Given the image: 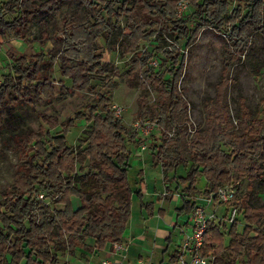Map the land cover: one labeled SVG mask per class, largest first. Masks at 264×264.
Masks as SVG:
<instances>
[{"label": "trees", "instance_id": "trees-1", "mask_svg": "<svg viewBox=\"0 0 264 264\" xmlns=\"http://www.w3.org/2000/svg\"><path fill=\"white\" fill-rule=\"evenodd\" d=\"M64 1L74 0L2 3L0 34L13 32L17 39L26 41L33 13L51 14ZM78 1L99 7L107 18L100 15L82 25L66 22L61 37L52 39L57 51L62 52L59 57L61 75L72 82L73 90L92 89L95 76L106 73L107 65L103 63L98 43L100 40L111 43L116 32L121 31L120 23L126 21V40L121 42L118 51L123 57L133 56L128 76L145 69L146 81L161 85L177 107L181 99L177 85L185 66L180 48L175 45L172 51L163 52L160 67L164 72L159 74L151 64L154 56L138 53L140 44L165 34L189 48L205 29L224 34L228 46L215 108L208 113L210 127L205 135L196 132L190 151L193 167L179 182L187 186L185 192L189 196H194L200 194L198 178L205 176L209 185L204 193L207 197L221 186L233 184L237 188L245 179L257 182L263 178L264 169L258 158L264 155L261 133L264 122L252 119L246 99L241 97V119L236 127L224 104L232 70L248 49L249 37H264L263 1L233 0L238 3L236 8H232L230 0ZM181 1L194 9L186 19L179 16ZM44 66V55L11 56V70L2 76L0 84V112L9 99L14 104L33 107L31 89L38 97L54 98L56 90L48 79L38 83ZM66 92L74 91L66 88ZM41 118L49 130L41 126L39 131L30 130L18 137L16 152L20 174L1 194L0 264H69L63 261L64 256H74L78 248L88 252L104 251L108 244L121 242L127 232L134 196L139 199L142 211L149 217L154 214L153 203L144 201L141 190L144 182L134 191L129 180L132 153L127 142H135L137 133L124 126L107 95L97 93L94 104L87 105L61 124L54 117L43 115ZM156 119L159 117L153 120ZM80 122L91 125L88 137L78 147H69L67 135ZM158 123L162 126L161 120ZM58 127L61 133L53 134L51 131ZM176 130L172 138L164 132L163 145L153 144L150 148L154 165L162 166L168 193L171 192L169 174L184 165L179 148L188 132L186 127ZM171 146L176 149L175 157L167 151ZM40 187L47 191V197L56 208L39 199ZM72 197L80 199L78 209L73 208ZM238 201L246 223L243 231H237L239 223L227 231L211 223L205 235V252L213 253V264H264V206L253 207L248 193ZM181 202L182 206L176 210L178 216L189 214L197 207L196 202L185 197ZM225 234L230 236L227 246H224ZM173 235L172 232L166 239L164 254L173 243ZM88 239L95 241L94 247L87 244ZM175 256L176 251L170 255V260Z\"/></svg>", "mask_w": 264, "mask_h": 264}, {"label": "rangeland", "instance_id": "rangeland-1", "mask_svg": "<svg viewBox=\"0 0 264 264\" xmlns=\"http://www.w3.org/2000/svg\"><path fill=\"white\" fill-rule=\"evenodd\" d=\"M7 1L9 0H0V5ZM230 2L232 8L238 6L236 1L230 0ZM186 4V9L179 10V16L182 19H186L194 13V9L188 3ZM100 15L107 18L106 14L101 12L97 6H90L78 0L64 1L51 14L46 12L33 13L26 41L17 39L13 32L0 34V84L3 81L2 76L11 70L10 58L13 54L44 55L45 66L41 69V79L38 83H43L45 79H48L56 90L54 98L47 100L42 96L38 97L35 90L31 89L33 107L14 104L10 99L2 107L0 112V200L2 192L8 186L13 185L20 174L16 152L18 137L30 130L39 131L41 126L49 130L41 118L43 115L54 117L59 124L63 123L76 113L83 111L87 105L94 104L96 94L101 93L109 97L117 117L122 120L124 126L137 133L135 142H127V148L132 153L129 180L131 186H134V191H138L139 184L144 182L143 190L146 192L144 201L156 205L168 202L171 204L172 213H175L182 206V197L192 202L203 203L204 193L209 190L205 176L198 178L197 189L200 194L194 196H189L185 192L187 186L180 184L179 180L186 177L193 167L190 151L191 141L195 138L196 132L205 135L210 127L208 113L215 108L217 88L222 80L223 62L228 46L225 35L213 29H205L189 48H185L182 41L177 42L165 34H158L149 41L140 44L138 53L141 56L152 54L154 56L152 62H158L157 67L153 65L152 67L159 74L164 72V69L160 67L163 52L172 51L175 45L180 48L181 54L185 57V66L177 85L181 98L180 105L177 107L169 95L162 90L161 85L146 81L143 74L145 69L136 72L132 77L128 76L127 73L130 70V62L133 56L123 57L118 51L121 42L126 40V21L120 23L121 31L116 32L111 43L105 40H100L98 43L99 53L103 56V63L107 65L106 73L95 76L92 89L73 90L72 82L61 75L59 57H61L62 52L57 51L52 39L61 37L66 22L73 21L82 25L93 22ZM66 88H69L70 92H74L69 94L66 92ZM224 96V104L229 109L232 122L236 127H238L241 119L239 109L241 97L246 99L252 119H259L264 122V37L261 35L249 37V47L241 62L232 70L231 82L229 81ZM155 116L159 119L153 120ZM159 120L162 121V126L158 123ZM147 122L154 124L155 129L148 139L139 140L141 136L138 131ZM90 127L91 125L80 122L76 128L70 130L67 135L69 147H78L86 140ZM177 127H186L188 132L179 148L184 165L180 166L175 173L169 174L171 192L168 193L164 184L162 166L154 165L150 148L153 144L163 145L164 132L172 135L171 138L176 135ZM61 131L62 129L58 127L51 132L56 135L60 134ZM261 133L264 136V128ZM223 149L227 150L225 147ZM167 151L175 157L176 149L174 146L168 147ZM258 161L264 169V155L260 156ZM237 188L238 197L247 193L251 195L253 207L264 206V176L257 182H250L245 179L238 184ZM38 197L56 208V205H53L51 199L47 197V191L43 187L38 189ZM71 201L74 209L80 207L79 198L72 197ZM172 213H168V215L173 216ZM188 215L186 213L179 218L180 227L179 231L176 232L171 253L178 246L180 239L183 238L182 232L187 230ZM148 218L147 213L140 208L139 199L134 196L130 222L136 228H142V226L146 228L145 220ZM138 224L141 226L138 227ZM245 224L241 218L237 226L239 233L243 231ZM154 226H156L155 223ZM148 227L150 230H148L147 243L145 244L148 247L147 251H150L149 254L154 251L153 260L157 262L160 258L158 246L165 244V238L158 237L157 231L152 232L151 224ZM165 231L168 232L167 229ZM138 234L140 233L136 232V238H138ZM128 241L126 239L123 242L127 246V250L123 253L125 255L124 261L127 264H138L137 255L142 252L143 240L134 242L135 239H133V243L129 245L127 244ZM229 241L230 236L225 234L224 246H227ZM79 251L80 249L75 256L66 255L64 257H67L70 264H86L85 259L80 256L81 251ZM106 257L107 255L104 253H97L92 256V264H101ZM245 259H247L246 256Z\"/></svg>", "mask_w": 264, "mask_h": 264}, {"label": "built area", "instance_id": "built-area-1", "mask_svg": "<svg viewBox=\"0 0 264 264\" xmlns=\"http://www.w3.org/2000/svg\"><path fill=\"white\" fill-rule=\"evenodd\" d=\"M264 2V0H261ZM187 8V4L183 1L179 3V10L183 11ZM157 67L158 62L151 63ZM155 125L149 122L145 123L138 134L139 140H146L154 131ZM172 136V135H171ZM145 149V146L143 147ZM238 192L235 185L221 186L210 196L203 197V203H197L194 211L189 213L186 224V231L182 232L183 238L180 239L176 247L175 259L170 260L169 264H213L214 255L212 252H205V235L209 225L213 223L224 230H228L230 226L239 223L242 218V207L238 201ZM214 204L221 209V216L208 212V206ZM217 222V223H216ZM127 250V246L123 242H117L112 245V252L115 254H123ZM101 264H112L110 260H104ZM138 264H155L153 262L138 261Z\"/></svg>", "mask_w": 264, "mask_h": 264}, {"label": "crops", "instance_id": "crops-1", "mask_svg": "<svg viewBox=\"0 0 264 264\" xmlns=\"http://www.w3.org/2000/svg\"><path fill=\"white\" fill-rule=\"evenodd\" d=\"M143 187H144V183L141 186V190L143 192L144 199H145L146 192H145V190H143ZM153 205H154V214L151 217L148 216L149 218L147 220H145V227L146 228H144V226H142V228H136L135 225L132 224V222H129L127 232L125 233V235L122 239V242H124V241H126V239H128L129 241L127 244L129 245V244L133 243V239H135L134 242L143 240V244L141 245V251L142 252L139 255H137L138 256L137 263H138V261L143 260L146 262H153L155 264H169L170 255L173 254L174 251H176V248H174V251L171 253L172 245L175 243L176 232L179 231V227H180V224H179L180 216H178L177 212L172 213V209H170L171 204L168 202H164L162 204H157L158 208H157V205L155 203H153ZM208 212L209 213H215L216 217L221 216V214H222L221 209L219 207L215 206L214 204H211L208 206ZM168 213H172L173 216H169ZM154 223L156 226H154ZM150 224H151V231L152 232L157 231V233H159L158 237H164L165 238V244H162V246H158V248L160 249L159 250L160 258L158 259L157 262H155L153 260L154 251H152V253L149 254L150 251L149 252L147 251L148 247H146V244H145V243H147L146 238H147L148 230H150L148 227ZM137 226L140 227L141 225L138 224ZM166 229L168 230V232L165 231ZM136 232L140 233L137 235L138 238L135 237ZM172 232L174 233L173 243L170 246L168 253L164 254L165 250L167 249L166 239L169 237V235ZM87 244L91 247H94L95 241L93 239H88ZM112 245L113 244H108L104 251L94 250L93 252H88L82 248H78L75 252V255L77 254V251L80 249V251H81V252L79 251L81 253L80 256L83 259H85L86 264H92V256L96 255L97 253L106 254L107 257L104 260H110L112 262V264H127V262L124 261V258H125L124 254H115L112 252ZM63 260L70 264V262L67 261V257L66 258L64 257Z\"/></svg>", "mask_w": 264, "mask_h": 264}]
</instances>
